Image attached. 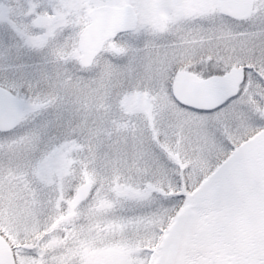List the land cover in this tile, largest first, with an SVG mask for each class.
I'll return each instance as SVG.
<instances>
[{
	"label": "snow or ice",
	"instance_id": "snow-or-ice-1",
	"mask_svg": "<svg viewBox=\"0 0 264 264\" xmlns=\"http://www.w3.org/2000/svg\"><path fill=\"white\" fill-rule=\"evenodd\" d=\"M0 264H264V0H0Z\"/></svg>",
	"mask_w": 264,
	"mask_h": 264
}]
</instances>
